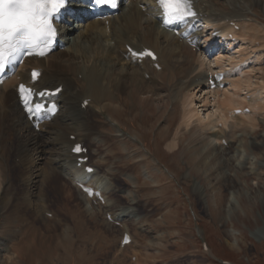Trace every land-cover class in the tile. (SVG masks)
<instances>
[{
  "label": "rangeland",
  "instance_id": "obj_1",
  "mask_svg": "<svg viewBox=\"0 0 264 264\" xmlns=\"http://www.w3.org/2000/svg\"><path fill=\"white\" fill-rule=\"evenodd\" d=\"M82 2L76 10L83 15L89 6ZM146 2L152 6L150 0L137 4L144 12L142 33L147 19L155 16ZM196 7L227 21L231 16L232 24L236 23L237 32L222 41L221 34L213 39L216 26L207 28L204 20L194 22L199 53L193 76L203 72L210 79L220 74V89L213 81L211 88L209 81L201 83L203 75L198 79L199 90L188 79L181 88L173 82L167 87L170 92L161 96L137 86L90 104V114L80 117L86 125L76 136L78 140L84 136L88 163L111 184L105 193L111 202L108 212L128 206L136 212L124 222L134 241L122 244L124 229L100 214L95 201V209L87 210L71 180L68 158L70 166L63 161L53 179L48 167L54 166L51 160L59 153H66L63 143L57 149L30 152L26 163L16 159L21 152L13 149L8 174H0V264H136L135 256L137 264H264V237L257 235L264 231V0H199ZM127 11L120 10L117 21ZM85 25L71 18L66 21L71 33L64 40L65 50L73 51L69 40L80 39L85 48L76 51L90 54L91 43L83 36ZM179 25L170 30V38L178 40L183 34ZM253 28L259 33L254 40ZM211 89L218 91V97L207 94ZM226 93L230 98L234 95L230 101L234 97L238 101L231 104ZM190 99H195L191 109L204 105L199 108L204 114L214 112L213 108L222 109L221 114L228 110L229 119L243 121L234 122L240 126L233 134L223 125L226 137L222 128L205 129L206 123L196 118L187 126L183 120L190 109L185 102ZM221 99L229 103L224 104L226 108ZM84 129L92 131L89 137ZM4 246H12V251L7 250L17 257L12 260Z\"/></svg>",
  "mask_w": 264,
  "mask_h": 264
},
{
  "label": "bare ground",
  "instance_id": "obj_2",
  "mask_svg": "<svg viewBox=\"0 0 264 264\" xmlns=\"http://www.w3.org/2000/svg\"><path fill=\"white\" fill-rule=\"evenodd\" d=\"M128 1H130L133 6L129 7V11H127L128 4L121 6L120 10L123 12L127 11V13H123L124 15L122 19L120 18V22L117 21L120 15L118 14V11L115 14L109 15L105 13L96 14L93 10H89L83 15L79 13L74 15V20L87 22V27L85 25L86 34L83 36L91 43V50L87 49V53L89 52L90 54L81 55L79 54L80 51L79 53L76 51L77 48H85L80 39L75 42L69 40L68 45H71L73 49V51L70 52H68L67 49L65 50L63 45L58 43L54 50L47 56L28 58L22 65L16 68L15 73L9 79L5 80L2 85H0V174L6 177V173L9 171V160L12 158L13 149H17L16 152H21L20 156H17L16 159L23 160L26 163V159L24 158H27L26 156H28L30 152L34 150L37 151L39 148H44V150L48 147L57 149L58 146L63 143L65 145L64 150L66 153H59L58 158L54 157V159L51 160L54 163V166H49L48 172L53 174L54 179V176H58L60 165L64 163L63 161L66 160L65 158H68L71 161V167H69L68 160H66L68 162V165L67 163L66 165L70 168L71 172H69L74 175L71 180L76 184L77 191L86 201L85 206L87 210L95 209V201V205H98V211L100 214H105L108 221L114 222L116 225H120L124 229L121 242L124 240L125 233L130 234L125 228V219L134 218L135 216L132 214L136 212L130 206L121 208L115 213L108 212L111 202L106 197L105 193H107L111 185L109 180L104 177L103 174L100 175L97 170L92 171V168L94 167L93 165L88 162L84 163L83 159L87 157L86 154L78 155L74 152L75 145L84 142V136L83 140H78V135L76 134L79 131H83L81 128L83 125H86V122H84L85 120L82 122L80 117H82V115L86 116V114L89 113L90 104H98L100 103V100H110L112 95H120L128 89L137 86H144L149 93L161 96L167 95V93L170 92V88L167 87L171 86L173 82H177L176 85L181 88L184 86V82L188 79L190 80V83L195 86V89H202V86L198 83V79L203 75V72L202 74H196L193 76L197 71L194 72V61L197 58L195 54L199 53L196 52L198 49V28H196L195 23L204 20L205 24L209 26L207 28L212 27L213 29L214 26H216L214 28L215 37H213V39L216 38L218 34H221L222 41H226L228 37H232L234 33L237 32L236 23L232 24L235 20L231 19V16L227 21V17L225 16L219 17L213 14H202L203 12L199 11L196 7L197 3L199 5V0H189L192 6V11L195 15L180 21L179 24L183 28V30L181 29L183 34L178 40H175L174 38H170V30L175 28L176 23L171 26H165L164 30L159 31L158 27H161L166 23L164 11L159 7L157 0H150L152 6L150 3H146L149 7H153L155 10V16L152 19H147V30L142 33L141 25L144 12L137 5L138 0ZM209 1L215 2V0ZM90 3L91 2H89V4ZM76 6L77 3L74 4L73 8ZM214 20H224V23L214 25L212 23ZM249 27L248 29H250ZM135 28L137 29L134 30ZM253 30L256 29H252V40H254V37L259 34L258 30L254 32ZM61 31L65 33L64 37L70 34L68 28L61 29ZM182 31H180V33ZM243 40H246V38ZM107 42L109 43L108 45H106ZM145 48L153 49L158 54L159 58L156 60L152 57L144 56L142 52ZM190 54L195 56L191 59L189 56ZM201 56H203V54H201ZM113 61L115 64L111 65ZM34 71L37 73L35 78L32 76ZM79 75H81V79H79ZM208 78V76L203 75L201 83L204 84L209 81V88H211L212 83L215 82V84L218 85L215 88L220 89L221 77L219 74L212 75L210 79ZM239 80H241V77ZM232 82L234 83V81ZM21 85H25L33 94V104L40 103L44 105V109L34 117L30 115L31 113L26 107L24 95L20 91ZM60 87L62 90L57 95L49 94V91H53ZM217 92V90L211 89L207 94H211V97L216 98L218 97ZM196 95L194 94L195 98L197 97ZM226 95H228L227 97L230 96L227 93ZM202 96H199L198 100ZM233 96L234 95H232L231 98L229 97V99L227 97L225 98L229 100L228 102H232L231 104H233L235 101H238L236 97H234V102L233 100L230 101L233 99ZM208 97H203V99L205 98L206 100ZM219 98H221L220 94ZM223 99H221L222 104L229 105V103H225V101L223 102ZM194 100L190 99L186 101L185 106L188 105V108H190L189 106H191V104L193 105ZM86 101L89 102L87 106L85 105ZM240 101L242 100L240 99ZM101 107L105 108L106 106L102 105ZM200 107H194L193 109L190 108L187 110L183 123L189 126L196 118L201 123H206L204 124L205 129L208 128L216 131V127L222 128L221 131L223 136L226 134L223 130V125L229 127L232 134L240 126V123H237V125L234 124L238 118H236V121L235 119L233 121L227 117L226 112L228 110H224V112L226 111L225 114H221L222 109L215 110L213 108L214 112L211 111V113L204 114L202 110H199ZM232 108H234V106ZM233 111L234 110H232L230 114L233 115ZM213 117H215V121L212 119ZM230 120L232 121L229 123ZM84 130L85 136L89 137L92 131H89L88 129ZM45 134L50 135L48 140H45ZM220 140H222V137ZM224 140L227 141V139ZM91 143H94L93 140H91L90 144ZM124 149H122V152L123 156L126 158V150L128 149ZM89 169H91V171H89ZM0 177L2 176L0 175ZM82 186L91 188L93 193H88L82 188ZM40 206L44 207V204ZM44 212L47 211L44 210ZM47 213L50 214L49 212ZM257 235H259L260 238H263L264 231ZM133 241L134 239L131 236V243ZM4 248L5 252L10 258H12V260L13 256L17 257L15 253L10 252V250L12 251L13 249L12 246H4ZM134 260L137 264V256L134 257Z\"/></svg>",
  "mask_w": 264,
  "mask_h": 264
},
{
  "label": "snow or ice",
  "instance_id": "obj_3",
  "mask_svg": "<svg viewBox=\"0 0 264 264\" xmlns=\"http://www.w3.org/2000/svg\"><path fill=\"white\" fill-rule=\"evenodd\" d=\"M65 0H0V73L20 55L30 54L33 50L44 55L56 34L52 24L53 15L64 6ZM97 5L115 7L117 0H95ZM165 16L173 21H183L191 12L189 0H159ZM152 56L151 52L145 53ZM35 78L37 73L34 71ZM21 93L26 89L20 86ZM37 109L41 105H36ZM75 151L79 152L77 146ZM91 171V169H89Z\"/></svg>",
  "mask_w": 264,
  "mask_h": 264
}]
</instances>
